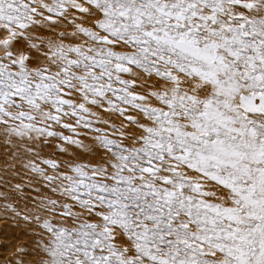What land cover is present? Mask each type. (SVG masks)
I'll return each instance as SVG.
<instances>
[{
	"label": "snow or ice",
	"instance_id": "obj_1",
	"mask_svg": "<svg viewBox=\"0 0 264 264\" xmlns=\"http://www.w3.org/2000/svg\"><path fill=\"white\" fill-rule=\"evenodd\" d=\"M0 264H264V0H0Z\"/></svg>",
	"mask_w": 264,
	"mask_h": 264
}]
</instances>
